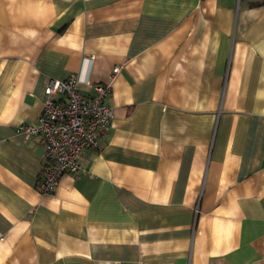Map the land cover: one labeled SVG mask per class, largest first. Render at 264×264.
<instances>
[{"label": "crops", "instance_id": "obj_1", "mask_svg": "<svg viewBox=\"0 0 264 264\" xmlns=\"http://www.w3.org/2000/svg\"><path fill=\"white\" fill-rule=\"evenodd\" d=\"M116 66L105 138L41 195L15 129ZM0 264H264V0H0Z\"/></svg>", "mask_w": 264, "mask_h": 264}, {"label": "built area", "instance_id": "obj_2", "mask_svg": "<svg viewBox=\"0 0 264 264\" xmlns=\"http://www.w3.org/2000/svg\"><path fill=\"white\" fill-rule=\"evenodd\" d=\"M119 70L118 66L112 68L107 82L92 86L80 71L64 81L45 80L37 124H22L15 129L18 135L35 138L42 147V168L36 182L41 195L53 194L62 176L82 172V152L98 149L99 141L105 138L113 119L106 99ZM80 85H90L92 95L82 94Z\"/></svg>", "mask_w": 264, "mask_h": 264}]
</instances>
